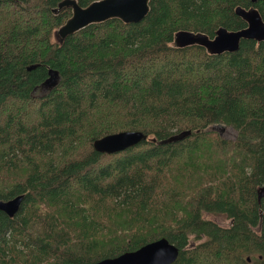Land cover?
Segmentation results:
<instances>
[{"label": "trees", "instance_id": "obj_1", "mask_svg": "<svg viewBox=\"0 0 264 264\" xmlns=\"http://www.w3.org/2000/svg\"><path fill=\"white\" fill-rule=\"evenodd\" d=\"M60 1L0 0V199L24 194L14 216L0 209V264L90 263L163 236L180 248L172 264H264V40L221 54L174 43L244 27L236 7L264 17V0H149L141 21L63 40ZM49 69L57 84L34 93ZM122 130L147 138L94 148Z\"/></svg>", "mask_w": 264, "mask_h": 264}, {"label": "water", "instance_id": "obj_2", "mask_svg": "<svg viewBox=\"0 0 264 264\" xmlns=\"http://www.w3.org/2000/svg\"><path fill=\"white\" fill-rule=\"evenodd\" d=\"M63 6L71 7L72 15L55 32L60 40L90 23L107 20L111 17H119L126 22L141 21L150 9L149 0H95L86 6L80 5L77 0H61L53 11L56 12ZM235 11L246 21L244 27L232 30L221 26L213 37L201 31L180 29L175 33V45L183 47L199 44L211 53L221 54L225 51L238 50L242 39L264 40V17L259 9L255 6L246 8L238 5ZM35 66L34 64L29 65L28 69ZM48 74L49 76L40 86L50 89L57 84L59 73L56 69H49ZM190 133V129L184 130L162 142L176 141L187 137ZM146 138L147 134L142 130H122L95 139L93 146L100 152L115 153ZM263 196L264 184L258 190V199L260 200ZM23 199L24 194H18L7 200L0 199V209L9 216H14L20 209ZM179 252L180 248L163 236L117 256L80 264H172L177 259Z\"/></svg>", "mask_w": 264, "mask_h": 264}, {"label": "rangeland", "instance_id": "obj_3", "mask_svg": "<svg viewBox=\"0 0 264 264\" xmlns=\"http://www.w3.org/2000/svg\"><path fill=\"white\" fill-rule=\"evenodd\" d=\"M36 88L37 90L35 89L34 91V93L36 94H43L49 90V88L41 87L40 85L36 86ZM209 128L217 131L221 136L228 138V139H234L237 134V130L233 126L223 124V123H216V124L210 125ZM213 215H215L214 218L218 220L219 222L226 223V224L229 223V220L224 219L218 214H213Z\"/></svg>", "mask_w": 264, "mask_h": 264}, {"label": "flooded vegetation", "instance_id": "obj_4", "mask_svg": "<svg viewBox=\"0 0 264 264\" xmlns=\"http://www.w3.org/2000/svg\"><path fill=\"white\" fill-rule=\"evenodd\" d=\"M36 90H37V88H35ZM35 89H34V91H35Z\"/></svg>", "mask_w": 264, "mask_h": 264}, {"label": "bare ground", "instance_id": "obj_5", "mask_svg": "<svg viewBox=\"0 0 264 264\" xmlns=\"http://www.w3.org/2000/svg\"><path fill=\"white\" fill-rule=\"evenodd\" d=\"M95 1V0H94Z\"/></svg>", "mask_w": 264, "mask_h": 264}]
</instances>
